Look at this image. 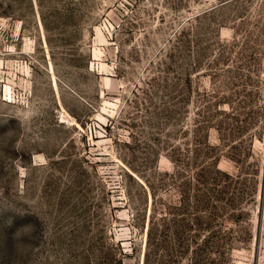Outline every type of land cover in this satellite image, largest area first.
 Returning <instances> with one entry per match:
<instances>
[{"label":"rangeland","instance_id":"1","mask_svg":"<svg viewBox=\"0 0 264 264\" xmlns=\"http://www.w3.org/2000/svg\"><path fill=\"white\" fill-rule=\"evenodd\" d=\"M0 264H264V0H0Z\"/></svg>","mask_w":264,"mask_h":264}]
</instances>
